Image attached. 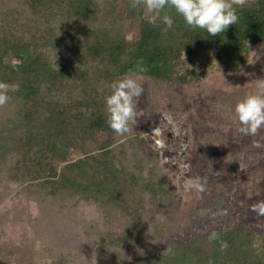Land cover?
I'll return each instance as SVG.
<instances>
[{"label": "trees", "instance_id": "16d2710c", "mask_svg": "<svg viewBox=\"0 0 264 264\" xmlns=\"http://www.w3.org/2000/svg\"><path fill=\"white\" fill-rule=\"evenodd\" d=\"M130 3L0 0V81L20 86L0 107V187L28 193L52 219L47 238L36 230L25 243L0 217V264H264L247 227L186 229L191 214L177 208L158 156L142 148L146 136L136 123L114 133L105 103L137 63L147 69L141 83L170 88L245 73L264 44V0L234 5L238 22L218 36L174 12L164 34ZM74 233L72 245L59 238Z\"/></svg>", "mask_w": 264, "mask_h": 264}, {"label": "rangeland", "instance_id": "374dc122", "mask_svg": "<svg viewBox=\"0 0 264 264\" xmlns=\"http://www.w3.org/2000/svg\"><path fill=\"white\" fill-rule=\"evenodd\" d=\"M263 63L264 44L253 50L242 74L214 75L186 85L176 82L171 88L143 82L134 128L136 135L147 138L142 148L158 156L179 200L177 208L190 212V233L244 226L257 235L262 249L264 214L253 205L264 201V128L255 135L242 133L234 108L248 94H264ZM196 177L203 191L187 187V180ZM0 217H5L8 234L25 236V243L36 230L47 238L52 220L41 215L31 195L12 185L0 187ZM67 229H72L71 223ZM78 237L59 235L68 245Z\"/></svg>", "mask_w": 264, "mask_h": 264}, {"label": "clouds", "instance_id": "9594fccd", "mask_svg": "<svg viewBox=\"0 0 264 264\" xmlns=\"http://www.w3.org/2000/svg\"><path fill=\"white\" fill-rule=\"evenodd\" d=\"M246 3L248 0H131L130 6L142 7L147 22L153 27L160 26L158 21L162 23L164 27L161 31L164 34L173 27L174 12L183 18L189 28L206 30L208 35L218 36L238 22L234 5L243 6ZM146 71L141 63H137L135 71L130 70L129 74L110 85L111 94L105 97L107 124L117 135L129 133L132 131L131 125L136 123L137 102L144 92L140 82L143 79L141 73ZM19 88V84L0 81V107L10 101L9 93L18 92ZM234 113L242 133L257 134L264 128V94L246 95L235 105ZM186 184L190 189L203 191L199 177L189 178ZM253 210L264 214V201L253 205ZM217 239V233L210 234V241ZM227 248V242H221L220 250L226 251ZM209 264H212L211 260Z\"/></svg>", "mask_w": 264, "mask_h": 264}]
</instances>
